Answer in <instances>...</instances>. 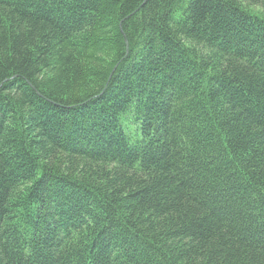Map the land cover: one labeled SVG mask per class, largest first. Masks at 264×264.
I'll use <instances>...</instances> for the list:
<instances>
[{
    "label": "trees",
    "instance_id": "obj_1",
    "mask_svg": "<svg viewBox=\"0 0 264 264\" xmlns=\"http://www.w3.org/2000/svg\"><path fill=\"white\" fill-rule=\"evenodd\" d=\"M0 264H264V0H0Z\"/></svg>",
    "mask_w": 264,
    "mask_h": 264
},
{
    "label": "water",
    "instance_id": "obj_2",
    "mask_svg": "<svg viewBox=\"0 0 264 264\" xmlns=\"http://www.w3.org/2000/svg\"><path fill=\"white\" fill-rule=\"evenodd\" d=\"M125 42H126V38H124ZM127 44V43H126Z\"/></svg>",
    "mask_w": 264,
    "mask_h": 264
}]
</instances>
